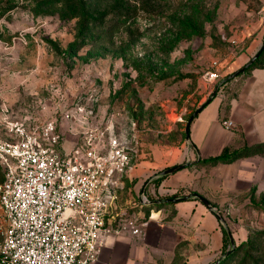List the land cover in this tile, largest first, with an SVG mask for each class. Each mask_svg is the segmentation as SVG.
Instances as JSON below:
<instances>
[{
    "label": "rangeland",
    "instance_id": "rangeland-1",
    "mask_svg": "<svg viewBox=\"0 0 264 264\" xmlns=\"http://www.w3.org/2000/svg\"><path fill=\"white\" fill-rule=\"evenodd\" d=\"M99 3L88 0L89 11L104 18L81 32L80 5L0 0V109L6 102L8 118L31 124L56 118L67 148L95 125L109 126L129 146L127 173L133 175L120 183L117 208L111 209L115 228L128 218L145 219L155 197L200 193L235 239L228 247L234 254L216 264H264V139L240 145L230 162L212 161L188 143L185 130L195 110L222 93L226 77L260 49L264 0ZM75 40L82 46H72ZM214 60L220 76L211 79L206 72ZM184 162L168 177L185 171L186 182L175 177L164 189L160 181L147 195L151 201H141L142 181ZM3 174L0 165V182Z\"/></svg>",
    "mask_w": 264,
    "mask_h": 264
},
{
    "label": "built area",
    "instance_id": "built-area-1",
    "mask_svg": "<svg viewBox=\"0 0 264 264\" xmlns=\"http://www.w3.org/2000/svg\"><path fill=\"white\" fill-rule=\"evenodd\" d=\"M206 74L220 76L218 60ZM10 111L3 103L0 264H96L109 236L122 229L143 232V219L113 226L110 205L131 154L109 126L88 127L79 143L67 148L56 118L31 124L8 118ZM221 123L231 131L238 127L232 117ZM147 195L143 203L151 201Z\"/></svg>",
    "mask_w": 264,
    "mask_h": 264
},
{
    "label": "crops",
    "instance_id": "crops-1",
    "mask_svg": "<svg viewBox=\"0 0 264 264\" xmlns=\"http://www.w3.org/2000/svg\"><path fill=\"white\" fill-rule=\"evenodd\" d=\"M227 117L237 121L236 130L222 125L221 120ZM263 139L264 66H255L230 79L223 92L200 110L190 126L188 143L199 155L207 157L220 153L229 144L239 147ZM132 175L131 171L126 172L120 183L131 180ZM168 176L161 179L164 189L163 186L173 183L175 177L181 184L186 182L187 172ZM154 178L152 175L142 181V195L153 193ZM120 183L113 195L110 212L112 207L113 212L117 208L122 191ZM154 200L161 204L149 208L143 219L147 229L144 228L142 233L122 229L109 236L96 264H158L162 257L170 259V264H210L224 255L226 223L214 204L210 208L196 194L155 197Z\"/></svg>",
    "mask_w": 264,
    "mask_h": 264
},
{
    "label": "trees",
    "instance_id": "trees-1",
    "mask_svg": "<svg viewBox=\"0 0 264 264\" xmlns=\"http://www.w3.org/2000/svg\"><path fill=\"white\" fill-rule=\"evenodd\" d=\"M97 2H100L99 3L100 6L102 5L101 4L102 3V0H97ZM116 4H118V3L116 2ZM78 5H80V7L84 9V12L82 13L81 17L78 18V21H79L78 29H79V31L82 32V31H88V30H90L91 29V25H90L91 22H94V21L100 20L101 18H104L103 15L102 16H96V15H93L92 13H90L89 10H90L91 7H90V4H88V0H67V6L70 7V8H72V9L73 8H76ZM126 8H127V10L130 9L128 6ZM127 17H128V15L124 19L122 18V20L125 22L127 20ZM263 42H264V40H263ZM75 44L77 45V47L78 46H82V43L79 42V41H77V40H75L74 42H72V46H74ZM263 57H264V48L262 49L260 55L252 63H250L248 66H246L245 69L243 71H241L239 74H241L243 72H246V71H248L249 69H251L252 67H255V66H264V63L260 62ZM230 79H232V78H229L228 80H226V82H225L224 85H226L227 82ZM216 95H217V93L212 97V99ZM209 102H211V101H209ZM208 103H207V101L204 102L203 103V106L205 107ZM245 144H248V143H245ZM231 146H232V144L226 145L220 153L215 154V155L207 156L204 159H206V160H212V161H226V162L228 161V162H230V161L234 160L235 158H237V156L240 155V153H238L239 150L236 149L238 147L233 146L235 148L232 149ZM234 150H236V153L235 154H232V153H234ZM245 155H249V154H245ZM168 174L169 173H163L162 172L160 174V176L155 179L156 180L155 182L158 184L161 181V179L164 178L165 176H167ZM160 204H161V202H158L157 200H154V199H153L152 203H148L149 206L150 205L151 206L160 205ZM230 231L231 230L229 229V227L225 224V226H224V238H225V244H226V246H225L224 251H223V254H224L223 256L225 258L226 257H231L234 254V251H230V252L226 253V251L228 250V246L227 245L230 244V242H231V237H230V234H229ZM249 240L252 241L253 238L252 237H249ZM246 243H248V241L247 242L246 241L243 242V244H246ZM230 245H229V247H230ZM239 248H240V245H239ZM214 262L215 261L211 262L210 264H213Z\"/></svg>",
    "mask_w": 264,
    "mask_h": 264
},
{
    "label": "water",
    "instance_id": "water-1",
    "mask_svg": "<svg viewBox=\"0 0 264 264\" xmlns=\"http://www.w3.org/2000/svg\"><path fill=\"white\" fill-rule=\"evenodd\" d=\"M264 48V42L263 44L261 45L260 49L251 57V59L244 65L242 66L241 68L237 69L236 71H234L233 73H231L229 76L226 77L225 81L228 80L229 78H232L233 76H236L237 74H239L241 71H243L245 69L246 66H248L250 63H252L261 53L262 49ZM215 95V94H214ZM213 95V96H214ZM211 96L207 103L209 101H211L212 97ZM204 106H200L197 110H195V112L190 116V118L188 119V122L186 124V137L187 138H190V126H191V123H192V119L197 115V113L203 108ZM189 162H184V163H178V164H174V165H171L165 169H163V173H171V172H175L185 166L188 165ZM197 196L200 197V199L206 204L208 205L210 208L213 207V204L211 203V201L205 197L204 195L200 194V193H196ZM221 217V216H220ZM221 219L225 222V219L221 217ZM230 234V237H231V242L232 244L235 243V239L233 237V234L232 232L230 231L229 232ZM230 250H227L226 253H228ZM217 262H219V259L217 261H215L213 264H216Z\"/></svg>",
    "mask_w": 264,
    "mask_h": 264
}]
</instances>
